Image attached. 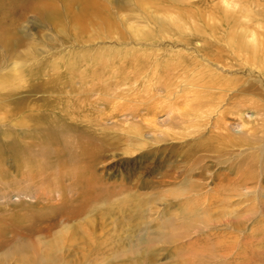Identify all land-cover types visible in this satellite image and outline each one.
<instances>
[{
	"label": "rangeland",
	"instance_id": "1",
	"mask_svg": "<svg viewBox=\"0 0 264 264\" xmlns=\"http://www.w3.org/2000/svg\"><path fill=\"white\" fill-rule=\"evenodd\" d=\"M16 121L82 154L8 155L0 264H264V0H0Z\"/></svg>",
	"mask_w": 264,
	"mask_h": 264
},
{
	"label": "bare ground",
	"instance_id": "2",
	"mask_svg": "<svg viewBox=\"0 0 264 264\" xmlns=\"http://www.w3.org/2000/svg\"><path fill=\"white\" fill-rule=\"evenodd\" d=\"M7 131L8 133L4 134L3 137L0 135V190L10 191V193L13 191L27 193L30 186L15 182V177L10 174L7 165L8 155L11 154L14 157L17 173L20 176L22 175L23 179H28L31 184L32 178L41 175L46 170V160L54 152L52 140L57 138L44 137L39 126H31L27 121H16L9 124ZM57 140L63 150H70L68 161L75 162L80 159L82 153L81 150L78 151L79 147L77 149L72 147V145H69L70 142H66L65 139L62 140L60 137Z\"/></svg>",
	"mask_w": 264,
	"mask_h": 264
}]
</instances>
